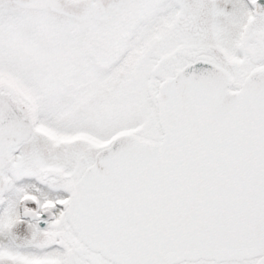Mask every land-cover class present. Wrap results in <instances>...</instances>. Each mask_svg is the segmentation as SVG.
<instances>
[{
    "label": "snow or ice",
    "instance_id": "snow-or-ice-1",
    "mask_svg": "<svg viewBox=\"0 0 264 264\" xmlns=\"http://www.w3.org/2000/svg\"><path fill=\"white\" fill-rule=\"evenodd\" d=\"M0 264H264V0H0Z\"/></svg>",
    "mask_w": 264,
    "mask_h": 264
}]
</instances>
